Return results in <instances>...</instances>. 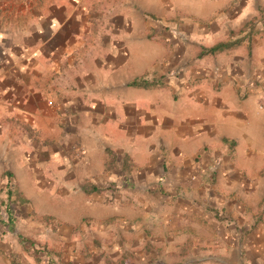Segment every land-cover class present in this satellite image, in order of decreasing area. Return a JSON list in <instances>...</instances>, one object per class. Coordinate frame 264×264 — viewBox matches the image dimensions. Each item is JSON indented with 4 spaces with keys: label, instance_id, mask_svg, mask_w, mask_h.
I'll use <instances>...</instances> for the list:
<instances>
[{
    "label": "crops",
    "instance_id": "1",
    "mask_svg": "<svg viewBox=\"0 0 264 264\" xmlns=\"http://www.w3.org/2000/svg\"><path fill=\"white\" fill-rule=\"evenodd\" d=\"M264 0H0V264H264Z\"/></svg>",
    "mask_w": 264,
    "mask_h": 264
},
{
    "label": "built area",
    "instance_id": "2",
    "mask_svg": "<svg viewBox=\"0 0 264 264\" xmlns=\"http://www.w3.org/2000/svg\"><path fill=\"white\" fill-rule=\"evenodd\" d=\"M260 105H261V106H264V101H261V102H260Z\"/></svg>",
    "mask_w": 264,
    "mask_h": 264
}]
</instances>
